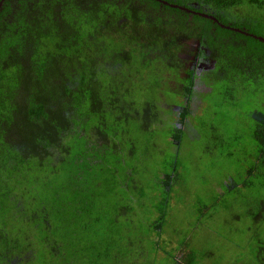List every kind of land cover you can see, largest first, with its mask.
Masks as SVG:
<instances>
[{
  "label": "trees",
  "instance_id": "1",
  "mask_svg": "<svg viewBox=\"0 0 264 264\" xmlns=\"http://www.w3.org/2000/svg\"><path fill=\"white\" fill-rule=\"evenodd\" d=\"M241 6L254 7L249 13L258 18L246 20ZM255 36L264 37V0H4L0 264H132L136 254L120 243L130 223L121 209L132 206L126 200L145 181L154 183V194H133L152 205L140 203L134 219L149 220L143 214L155 209L149 234L160 236L183 163L172 154L162 162L153 157V171L140 164L159 138L181 147L184 129L161 106L162 91L167 79L187 74L184 124L202 59L212 67L199 78L212 92L223 83L222 99L250 121L252 151L240 168L247 178L262 175L264 40ZM244 97L260 105L245 110ZM236 179L231 188L250 186ZM254 188L257 196L245 204L261 215L264 180ZM192 254L181 257L185 264L197 262ZM249 254L236 261L264 264V237Z\"/></svg>",
  "mask_w": 264,
  "mask_h": 264
},
{
  "label": "rangeland",
  "instance_id": "2",
  "mask_svg": "<svg viewBox=\"0 0 264 264\" xmlns=\"http://www.w3.org/2000/svg\"><path fill=\"white\" fill-rule=\"evenodd\" d=\"M241 7L245 8L243 12L246 13V20L253 21L258 18L257 14L249 13L255 12V9L251 10L254 7ZM235 14L241 15L242 12ZM193 56H186L190 67L194 65ZM211 67L207 59H202L195 65L198 75L195 77V94L188 104L189 112L184 124L179 122V113L187 102L182 94L188 79L187 74L181 72L184 76L166 80L164 89L170 86L167 90L173 91L175 96L170 95L168 91H162L161 106L172 111L173 113L169 112L172 115L167 116H174L178 128L184 129L183 142L181 147H178L175 145L177 141L172 137L174 142L164 138L155 140L152 146H149L152 158L145 163L141 162L140 166L153 171L155 161H167L172 154L178 155L183 165L167 207L168 212L160 236H157L159 234L154 229H151L149 234V226L152 221L154 225L159 216L155 209L148 215L143 214L144 218L150 217L149 220L138 222V217L137 221L134 219L135 214L141 217L138 214L141 211L138 207L140 203H143L146 209L152 205L148 200L134 194L139 195L145 190L152 196V188L156 187L154 183L145 181L139 188H134L131 199L126 200H134L132 206L121 209L124 223L125 220L130 223L124 224L121 230L124 239H120V243L129 247L132 254H136L135 259L131 260L132 264H185L181 257L192 252L197 261H194V264H240V261L244 262L250 258L252 242L264 237V213L259 215L255 212L256 205L248 210L245 204L247 199L251 200L257 196L254 184L264 180V173L251 174L247 178L248 173L240 168L245 166L242 163L244 154L252 151L251 130L248 124L250 121L245 123L247 118H239L234 109L222 99L223 91L219 89L223 83L216 84L218 90L212 92L210 82L199 78ZM245 99L247 101L242 105L245 110L260 105L258 99ZM176 102L182 103L179 105ZM210 120L214 123L209 122ZM237 172L241 174L238 175ZM233 177L237 178L236 182L242 184V180L249 182L250 186L231 188L232 184L228 181ZM259 198L264 199V196ZM125 247L123 249H126ZM239 256L240 259L244 258L237 262Z\"/></svg>",
  "mask_w": 264,
  "mask_h": 264
},
{
  "label": "water",
  "instance_id": "3",
  "mask_svg": "<svg viewBox=\"0 0 264 264\" xmlns=\"http://www.w3.org/2000/svg\"><path fill=\"white\" fill-rule=\"evenodd\" d=\"M4 0H1L0 1V7L2 6V3H3ZM167 3V2H166ZM173 7H177L176 5H172ZM198 15L200 16H203V17H206V18H210V19H215L213 16L211 15H208V14H204V13H198ZM261 40H264V37H261V36H255Z\"/></svg>",
  "mask_w": 264,
  "mask_h": 264
},
{
  "label": "clouds",
  "instance_id": "4",
  "mask_svg": "<svg viewBox=\"0 0 264 264\" xmlns=\"http://www.w3.org/2000/svg\"><path fill=\"white\" fill-rule=\"evenodd\" d=\"M204 14H206V13H204ZM213 20V19H212ZM215 21H217V20H215ZM251 35H253V34H251Z\"/></svg>",
  "mask_w": 264,
  "mask_h": 264
}]
</instances>
